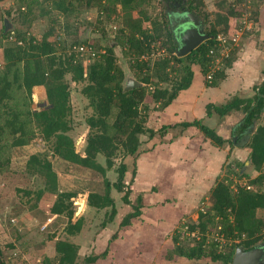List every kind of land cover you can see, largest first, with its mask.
<instances>
[{
    "label": "trees",
    "instance_id": "16d2710c",
    "mask_svg": "<svg viewBox=\"0 0 264 264\" xmlns=\"http://www.w3.org/2000/svg\"><path fill=\"white\" fill-rule=\"evenodd\" d=\"M4 1L8 0H0V3ZM151 1L17 0L19 7L15 10L10 7L6 11L8 15L19 19L24 26H30L33 17L47 18L48 27L40 38L29 37L28 33L16 29L5 33V26L0 35V42L6 43L2 44L3 47L0 43L4 53L0 68V174L9 164L11 149L26 147L37 137L50 144L53 155L59 160L103 175H106L108 169H112L114 159L120 154L124 162L118 167L117 182L112 184L106 180L104 193L90 192L87 205L96 211L111 208L109 221H113L117 215L115 200L111 195L113 188L119 192L126 189L123 201L131 204L129 196L132 190L125 185L128 172L125 159L132 158L134 161L140 156V148L145 143L142 136L147 135L149 141L163 138L171 128H148L146 124L149 112H160L171 106L180 93L191 86L195 66H199L201 73L206 77L213 59L209 57V51L217 36L220 33L230 34L235 30L231 18L240 16L244 3L250 2L257 7V10L252 12L253 19L257 20L261 0H217L219 10L215 13L213 21L205 10L204 0H162L163 11L160 19H154L149 12ZM170 4H176L180 8L179 14L189 12L196 15L204 27L209 24L205 33L210 39L184 57H178L176 54L178 45L170 27L169 13L166 11V6ZM93 9L97 11L100 24L106 22L102 25L103 35L108 31L114 32V40L124 54L136 59L132 62L131 69L142 86L125 91V73L118 64L113 47L107 46L105 54L89 59L87 66V59L70 53V48L75 44L94 45L88 36L84 37L83 41L69 43L70 35L78 36L77 28L71 32L69 23L62 20L72 18L77 24H81L80 16ZM116 24L118 27L113 30L111 27ZM12 32L15 41L8 40ZM19 41H22V45L18 44ZM158 41L161 42L162 48L167 49L168 57L154 63L140 61L143 55H150L155 51L153 46ZM233 58L232 54L225 66L216 72L210 84L215 86L225 76V70L232 64ZM72 83L82 85L81 92L88 100L91 110L90 115L86 117L89 131L84 156L76 151L72 135ZM37 87L45 89L47 102L42 106H35L33 102V90ZM148 98H152L153 105L146 103ZM151 106L154 107L151 109ZM233 111L245 114L241 126L235 132L238 140L248 132L255 121L259 123L245 146L249 149L248 160H237L229 165L227 163V166L233 169L235 164L241 171L246 165L245 162L250 161L258 175L250 179L247 185H239L237 191L232 188V179L220 177L211 191L214 199L212 210L200 213L198 224L189 225V233L198 229L202 237L199 240L194 239L195 245L186 246L182 244L181 235H176L175 246L171 255L167 254L168 259L180 256L194 261L210 259L216 263L232 264L237 247L243 246L250 250L259 242H264V218L259 214L264 212V82L250 98L234 97L226 104L207 107L208 115L215 112L220 118ZM182 127H197L218 147H224L228 143L232 150L235 146L232 140L224 139L200 120L183 123ZM99 155L105 157L106 167L98 162ZM230 158L231 155L228 156V161ZM27 170L31 175L41 176L45 180L44 193L51 198L56 197L51 212L67 219L63 232L69 237L77 235L84 221L82 216L73 222L74 198L78 193L59 190L57 174L46 155H31L27 161ZM239 176L247 174L242 173ZM133 207L135 211L123 219L121 227L130 226L131 221L141 215L142 206L138 204ZM212 226H220L218 234L224 236L226 243L219 240L207 242L206 233ZM48 234V238L53 240L57 233ZM117 237L118 235H114L110 242ZM56 250L54 264H79L80 248L73 242L59 240ZM108 252L109 249L99 255L84 257V264H94L99 259H105ZM1 257L0 252V264H5ZM42 264L51 262L45 258Z\"/></svg>",
    "mask_w": 264,
    "mask_h": 264
},
{
    "label": "rangeland",
    "instance_id": "374dc122",
    "mask_svg": "<svg viewBox=\"0 0 264 264\" xmlns=\"http://www.w3.org/2000/svg\"><path fill=\"white\" fill-rule=\"evenodd\" d=\"M15 1H4L0 3V35L5 23V20L12 23V26L22 33H28L27 36H36L41 37L42 34L46 31L48 27L47 18H40V17H33L31 25H22L19 22V19L13 18L12 16L7 14V10L11 7L12 10L17 9L19 4ZM206 3V11L210 14V19L213 21L215 18V13L219 10L217 7V0H204ZM233 1V0H231ZM230 1V3H231ZM263 1H260V5L258 7L260 10L263 7ZM262 3V4H261ZM237 7V6H236ZM256 6H253L252 3L247 2V4H243L242 8L240 9V16L237 18H231V24L233 27H237L240 24V21L243 19H247L250 21L249 23L251 26L249 28L248 25H243V32L240 31L239 33H243L240 37V41L238 43L237 48L233 51V56L236 52L242 47L244 36L247 33L254 32V26L252 24L254 22V15L252 14L253 11L257 10ZM149 12L151 13L154 19H160V14L163 11L162 0H152L151 4L148 7ZM81 24H77L74 19L70 18L69 20L63 19L62 22H68L70 25L71 32L76 31L77 28V37L70 35L68 39L69 43L72 41H83L84 37H90V42L94 45L97 49H106L107 46L113 47L115 51V55L118 60V64L121 66L125 73V81L124 85L126 84L127 76L135 78L131 69L132 62L136 59H131V56H126L122 48L117 45L115 39L114 32H109L106 35H103L104 32L102 31V25L100 24L97 11L95 9L85 11L83 15L80 16ZM246 21V22H247ZM248 23V24H249ZM118 25H114L111 28L117 29ZM209 28V24L205 26V29ZM93 31V33H91ZM234 32V31H233ZM232 32V33H233ZM231 34V33H230ZM75 37V38H74ZM1 43V42H0ZM2 44L6 43L2 41ZM20 45V44H19ZM160 49L156 52L155 61L168 57V52L164 51L161 54V42L158 41L156 44ZM0 46V62L3 63V46ZM154 61V62H155ZM154 63L153 61H151ZM89 61H86V66ZM197 71L199 70L196 68ZM195 69V70H196ZM196 73V76L193 77L191 88L183 92L181 96L176 100V109L185 108L189 109L188 107L193 104L194 98L199 97V102L203 101L202 98L207 99L210 97V94L213 92L212 95H221L218 88L211 87L212 85H205L204 81L206 77L201 74ZM205 80H204V79ZM136 79V78H135ZM204 80V81H203ZM207 82V80H206ZM208 83V82H207ZM214 88V89H213ZM72 95H71V105L73 107V116H74V130L72 132L73 138L75 140V147L76 151L84 156V146L86 137L88 134V127L86 125V117L90 115L91 110L89 108V102L82 94V85H77L72 83ZM151 91V90H150ZM33 102L35 106H42L44 103L47 102L45 91L43 96L38 92V89L33 90ZM35 94L37 97L35 98ZM201 96V98H200ZM245 96V95H244ZM248 96L250 97L251 94ZM43 97V98H42ZM248 97V98H249ZM242 98V97H241ZM197 99V101H198ZM148 105H153L152 98H148L146 100ZM145 103V104H146ZM154 106H151V109ZM235 112V111H233ZM241 112V111H240ZM158 113L153 110L149 112V117L147 119L146 126L149 128H154L158 125ZM189 113V110H188ZM242 113V112H241ZM190 114V113H189ZM235 114V113H234ZM243 118L245 116L244 113ZM264 116V115H263ZM160 118V117H159ZM188 118V117H187ZM239 119V126L242 122V119ZM192 119V118H190ZM187 119V120H190ZM258 121H255L254 124L258 126ZM253 124V125H254ZM171 127V126H170ZM182 128V126H181ZM252 128V127H251ZM250 128V129H251ZM183 129V128H182ZM171 129L169 128L168 131ZM181 129H172L174 135H178ZM249 131V130H248ZM254 130L251 131V133ZM248 133V132H247ZM246 133V134H247ZM245 134V135H246ZM244 135V136H245ZM243 136V137H244ZM160 138V137H159ZM233 140L237 138L236 135L231 137ZM41 137H37L34 142L26 147L21 148H14L11 149L10 153V161L8 166L4 169V172L0 174V252H1V260L5 262V264H42L43 260L46 258L54 264V260L56 258L57 252V241H71L73 242L74 239L76 241V237H69L66 233L63 232L67 225V219L64 216H59L53 214L51 212V208L56 200V197L53 196L52 198L44 193L45 190V180L41 176L31 175L27 170V161L33 154H42L46 155L47 159L52 163L53 169L55 170L57 177H58V185L60 191H72L77 192L78 196L74 198V208H75V215L73 217V222H76L80 215L86 212L85 205H87L86 200L88 194L90 192H98L104 193L105 191V181L108 180L110 183L114 184L118 180V167L119 165L124 162L122 155H118L114 161L115 164L112 169H108L106 175L102 173H98L97 171L86 169L77 165H72L70 163H65L63 160H59L57 157L53 155V152L50 148V144L45 143L43 140H40ZM148 140V136H142V141ZM238 139V138H237ZM164 141V140H163ZM239 141V140H238ZM153 142V140H152ZM226 147H230L228 143L225 144ZM236 144L234 148H236ZM146 143L141 146L140 151L143 152L144 149H147ZM239 148V147H238ZM244 161L248 160V155L243 158ZM98 162L106 167V160L105 157L99 155ZM125 161L128 163V172L125 177V185L131 191L129 196V201L131 204H127L123 201V197L125 196V192H119L115 188L112 189L111 195L115 200L116 210L119 212V217H115V220L112 222V226L110 230L107 229V232L110 231L114 232L117 230L119 221H123V219L130 213L134 212V205L140 204L143 207L144 199L147 203H151V201L159 202L163 200V198H167L168 196L172 195V191L166 189V186L171 185V179L173 175L168 173V169L165 172L167 180L158 182V185H155L152 188V185H147V188L138 187L136 181L134 179V163L132 158H127ZM228 161V160H227ZM230 162H236L235 158H230L228 161V165ZM249 162V161H248ZM248 162H245L248 163ZM233 164V163H232ZM235 165V164H234ZM233 165V169L224 165L222 177H228L232 179L233 184L232 188L234 191H237L238 186L240 185H247L250 179H254L257 177L258 172H256L251 163L246 166L245 168L240 171L237 169L236 166ZM232 170V172H231ZM242 173L247 174V176H239ZM135 182V183H133ZM133 185L134 191H133ZM156 187V188H155ZM212 189H210L207 196L203 197V199L198 200L197 202L194 201L191 206V213L190 218L186 219L189 220L188 222L183 223V220L179 222L178 226L182 227L177 231L172 232L171 237L167 239L166 245L163 248L162 253H158L157 250H153L152 253H149L146 249H150L157 243V237L155 236V232L160 229H169L171 227V223L173 222V216L171 214L172 207H169L167 210L158 205V209H154L153 211L156 212L155 214H151V218H154L155 221L157 218L161 219L156 222L155 225L148 220V225H145L143 230L136 235V237L126 238L123 239V243L121 240L114 243V247H117L116 250L111 248V257L114 258V261H109L106 259L107 263H114L116 264L118 259L121 260L123 258L126 262L130 259L134 258V250L140 248V246H144L143 254L141 257H144L145 261L148 263V258L153 256L156 258V262L154 264H221L212 262L210 259H202L199 261L189 260L187 258H183L180 256H175L173 259H168V256L171 255V251L174 249V237L176 235H181L182 244L186 246L195 245L194 239L199 240L202 236L197 229L194 232L189 233L186 230V226L189 228L191 224H198L200 213H207L212 210L213 205V196L211 193ZM158 193V194H157ZM138 197L141 198V202L138 203ZM149 210V209H147ZM95 209H89L88 214L86 215L88 221H92L93 225L90 227L89 231H84L83 235L81 234V239L79 243L83 248H87L85 251L79 252L78 263L84 264V257L99 255L96 252H103L107 250V246L109 244L107 240L106 233L102 234V237L97 240L96 245V252L94 249L91 248L92 241L94 239V233L97 230L102 231V224L103 222L110 223L109 217L111 213V208L104 209L100 211H96ZM108 212V214H107ZM152 213V212H151ZM263 215L264 212L259 213ZM121 215V216H120ZM118 222H117V221ZM121 224V223H120ZM137 225V224H135ZM134 225V226H135ZM140 226V225H139ZM177 226V227H178ZM119 228V227H118ZM120 230V229H119ZM118 230V231H119ZM186 230V231H185ZM220 226H212L210 231L206 233L208 239L207 242L212 240H219L223 243H226V239L224 236L219 235ZM264 232V229H263ZM48 233H57L53 240L48 238ZM107 233V234H108ZM118 233V232H116ZM110 234V233H109ZM119 234V233H118ZM133 234V233H132ZM131 234V235H132ZM97 235H99L97 233ZM96 235V236H97ZM116 235V234H115ZM113 237V236H112ZM119 238V236H118ZM117 239V238H116ZM115 239V240H116ZM122 239V238H120ZM114 241V240H113ZM161 239H158V243H160ZM264 243L263 241L259 242L258 244ZM10 245H13L12 247ZM146 248V249H145ZM165 249V250H164ZM109 255V254H108ZM150 255V256H149ZM101 260V259H100ZM103 261L101 260L100 263ZM151 263V261H150Z\"/></svg>",
    "mask_w": 264,
    "mask_h": 264
},
{
    "label": "crops",
    "instance_id": "0c3cea01",
    "mask_svg": "<svg viewBox=\"0 0 264 264\" xmlns=\"http://www.w3.org/2000/svg\"><path fill=\"white\" fill-rule=\"evenodd\" d=\"M9 1L11 0L6 2ZM259 6L261 5L259 4ZM253 26L254 32L247 33L244 36L242 47L234 55L232 64L225 70V76L222 77L215 86L207 83L203 78L205 80H203L205 85H212L211 87L219 89L221 93L220 96L212 95L214 92L212 91L210 97L207 99L202 98L203 101L200 102V104H198L199 97H195L193 104L188 107L189 109L183 107L178 109V111L176 105L179 104L176 103L175 105V101L171 106L158 113V125L154 128L160 129L163 126H171V130L168 131L167 135L163 138H155L153 142L147 139L144 141L148 148L144 149L140 156L133 161L135 171L133 180L136 181L138 187L142 186L147 188V185H152L153 188L155 185H158L159 181L163 182L167 180L165 172L168 169V173L173 175V177L170 178L172 182L170 186H164H166V189L172 191V195L165 199L163 198V200H160L159 202L153 200L151 203H147L144 199L143 207L140 209L141 215L134 218L131 221V225L126 228L121 227L120 223L122 221H119V228L117 227V230L114 232L110 231L109 234L107 229L110 230V227L112 226L111 224L115 219L109 221V224L103 222L102 231L97 230L96 233H94L95 235L91 248L96 252L97 240L102 237L103 233H106L109 242L107 246V249H109V255H107L105 259H101L103 261L102 263H100L101 260L99 259L94 264H114L113 262L107 263L105 261L106 259L114 261V258L111 257L110 250L111 248L116 250L117 247H114V243L119 240L123 243V239L136 237V235L143 230L144 226L148 225V220L153 223L152 225H155L156 222L161 220L157 218L155 221L154 218H151L153 217L151 214L156 213L153 210L158 209V205H161L165 210L172 207L171 214L173 216V222L169 229L164 228L155 232L157 243L150 249H145L149 253H152L153 250L162 253L167 239L172 235L171 233L174 231L178 232V230L182 228L178 226L179 222L182 220L183 223L189 221L186 219L190 218V213L192 211L190 205L194 201L197 202L200 200L201 202L203 197L207 196L210 189L214 188L216 181L222 176L224 164L226 165L228 162V156L231 155V158H235L236 161H244L243 158L247 155L249 156V149L245 147L238 148L236 146V148H233L232 150L229 146L228 148H224L226 145L224 147H218L214 145L212 140L207 138L197 127H189L187 129L182 127V129L181 126L183 123H191L195 120H200L205 126L215 130L226 140H230L232 139V136L236 135L235 132L239 127V119L243 118L241 112H230L227 116L220 118L215 112H213L212 115H208L207 107L208 105L220 106L226 104L234 97H242L245 99L249 97L248 94H251L250 97H252L256 93V89L264 82V5L261 10L259 8L257 20H254L252 27ZM233 28L236 29V27ZM196 68L199 70L197 71ZM193 71L194 77L196 76V73L200 74L199 71L201 72L199 66H195ZM35 89H38V92L43 96L45 91L44 87H37ZM187 90L182 91L180 96ZM188 110L190 114L188 113ZM178 128L181 129L180 133L174 135L172 129L175 130ZM255 130L256 129H254V131ZM139 201L141 202L142 200L138 197V203ZM85 208L86 212L79 216V218L82 216L84 217L81 231L77 234V237L76 235L70 236L77 238L76 241L74 239L73 243L80 248V252L87 249L83 248L79 243L81 234L83 235L85 230L89 231L90 227L93 225V222L88 221L86 218L88 210L92 208L88 205H85ZM118 215L119 212L117 211L116 216L119 217ZM97 233L99 235H97ZM115 234L118 235L119 238L117 237L116 240L110 242L112 236ZM158 239H161L160 243H158ZM143 249L144 246L141 245L140 248L134 250L133 259L129 258L126 262L121 258V260L118 259L116 264H154L156 258L153 256L149 255L150 258H148V263L145 261L144 257H141ZM96 253L101 254V252Z\"/></svg>",
    "mask_w": 264,
    "mask_h": 264
},
{
    "label": "water",
    "instance_id": "95a60500",
    "mask_svg": "<svg viewBox=\"0 0 264 264\" xmlns=\"http://www.w3.org/2000/svg\"><path fill=\"white\" fill-rule=\"evenodd\" d=\"M172 30L175 32L177 42L176 54L178 57H184L196 50L203 43H205L210 36L205 33L204 25L200 22L198 17L189 12H183L176 17L169 15ZM5 33L13 31L15 28L12 23L5 20ZM135 78L127 76L125 91L142 86ZM256 129L254 124L248 133L239 141L237 138L233 142L239 147H244L251 139V131ZM250 164L246 163L245 167ZM244 167V168H245ZM232 264H264V243L256 245L253 249L246 250L243 246L236 248Z\"/></svg>",
    "mask_w": 264,
    "mask_h": 264
},
{
    "label": "built area",
    "instance_id": "2783aa9c",
    "mask_svg": "<svg viewBox=\"0 0 264 264\" xmlns=\"http://www.w3.org/2000/svg\"><path fill=\"white\" fill-rule=\"evenodd\" d=\"M247 19H243L240 21L239 26L237 29L234 30L231 34H225L220 33L216 40L214 45L209 51V57H212V64L210 66V70L206 76V79L209 83H211L214 80L216 72L220 71L225 64L227 63V60L231 57L233 51H235V48H237L238 43L240 41V37L243 33H239L240 31L243 32V25H248L247 28L251 26V22L247 21ZM250 22V23H249ZM249 23V24H248ZM10 41H15V35L14 32H12L8 38ZM18 44L22 45V41H19ZM157 43L154 44L153 47H155V51L152 52L150 55H143L139 60L140 61H155L156 52L160 49L157 45ZM162 48V47H161ZM164 51H167V49H161L162 55ZM168 52V51H167ZM70 53L76 54V57L87 59V61H90L89 59L93 57H97L98 55H102L106 53V49H96L92 45L87 44H79V45H73L70 48ZM2 67V62H0V68ZM150 89L152 90V86H150ZM186 230L189 232V228L186 226ZM185 230V231H186Z\"/></svg>",
    "mask_w": 264,
    "mask_h": 264
},
{
    "label": "flooded vegetation",
    "instance_id": "af4514ba",
    "mask_svg": "<svg viewBox=\"0 0 264 264\" xmlns=\"http://www.w3.org/2000/svg\"><path fill=\"white\" fill-rule=\"evenodd\" d=\"M179 9L180 8L176 4H170V5L166 6V11L169 13V15H172L174 17H176L179 14V11H178ZM169 22H170V19H169ZM170 27H171V22H170ZM171 29H172V27H171ZM204 31H205V27H204ZM172 32H173V35H174V38H175L174 30H172ZM175 41H176V38H175ZM246 146H247V144H246ZM237 147H239V146L237 145Z\"/></svg>",
    "mask_w": 264,
    "mask_h": 264
}]
</instances>
